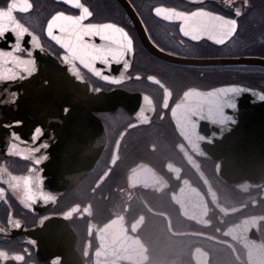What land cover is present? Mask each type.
I'll list each match as a JSON object with an SVG mask.
<instances>
[{
    "label": "flooded vegetation",
    "instance_id": "af4514ba",
    "mask_svg": "<svg viewBox=\"0 0 264 264\" xmlns=\"http://www.w3.org/2000/svg\"><path fill=\"white\" fill-rule=\"evenodd\" d=\"M10 2L0 0V8ZM29 2V13L14 15L45 51L33 52L32 77L0 82V264H264V180L225 179L218 164L226 155H202V133L178 107L189 88L236 84L264 92V66L165 60L145 45L127 7L166 53L264 58V0H233L231 6L225 0H81L93 12L85 23H116L133 37L131 79L122 85L108 84L79 64L83 80H77L61 62L64 50L47 36V24L57 12L79 10L61 0ZM157 6L201 7L236 19L237 32L223 46L206 38L192 42L178 22L154 15ZM30 40L24 38L27 50ZM180 40L183 49L173 46ZM12 43L9 33L0 50ZM202 79L216 84L202 86ZM113 91L133 97L127 106L105 108L102 95ZM37 127L44 131L39 141L33 140ZM13 133L30 150L27 158L7 154L11 143H20ZM232 135L230 140L220 132V142L236 144L239 134Z\"/></svg>",
    "mask_w": 264,
    "mask_h": 264
},
{
    "label": "snow or ice",
    "instance_id": "6c2138e0",
    "mask_svg": "<svg viewBox=\"0 0 264 264\" xmlns=\"http://www.w3.org/2000/svg\"><path fill=\"white\" fill-rule=\"evenodd\" d=\"M61 2L79 10V15H66L63 11L57 12L47 24V36L64 50V55L60 59L63 64L68 66L69 72L77 80L82 81L83 77L77 67L79 64L108 84L122 85L126 80L131 79L127 73L132 67L129 57L133 56L135 51L133 37L116 23H85L93 16V12L81 0H61ZM191 3L200 5L204 3V0H191ZM225 3L231 6L233 0H225ZM245 4H247V0H245ZM32 7L29 0H19V3L17 0H11L6 8H0V40H4L9 33L14 37V43L9 46L10 50H0V82L25 80L32 77L37 71L33 52L37 49L43 52L45 49L42 48L39 38L32 34L29 28L19 22L14 15L16 12L29 13ZM153 11L154 15L163 21L170 24L178 22L179 32L192 42H200L206 38L215 45L223 46L234 37L238 28L236 19L217 15L201 7H197L194 11H179L174 7L157 6ZM235 15L240 17L241 9L237 8ZM54 30H58L59 34H55ZM26 36L31 37V50L23 47ZM96 37H99L101 43H96ZM173 46L183 49L185 42L180 40ZM160 51L163 52L165 49L160 47ZM25 52L27 58L20 55ZM172 54L169 52V55ZM97 64L102 65L103 68L97 67ZM113 65L122 66L123 70L118 76L105 74L106 71L111 72ZM136 79L139 80L140 77L137 76ZM147 79L164 87L169 97L172 95V91L160 79L155 76H148ZM248 92H251L260 101H264V92L257 93L252 89L235 85L213 88L210 91L189 88L184 91L178 107L185 110H215L223 122L225 109H231L233 113H236L238 110L236 97ZM15 97L16 94L13 93V103ZM227 119L232 120L233 116H228ZM43 135V129L37 127L33 133V140L39 141ZM12 139L20 141V137L15 133L12 134ZM22 143L23 141L11 143L7 154H21L27 158L30 150L21 147ZM47 146L44 144L42 147L46 148Z\"/></svg>",
    "mask_w": 264,
    "mask_h": 264
},
{
    "label": "water",
    "instance_id": "95a60500",
    "mask_svg": "<svg viewBox=\"0 0 264 264\" xmlns=\"http://www.w3.org/2000/svg\"><path fill=\"white\" fill-rule=\"evenodd\" d=\"M130 13L141 33L145 45L155 55L179 64L184 65H256L264 66V58L259 56H240L236 58H215V59H197L186 58L169 53L162 52L150 40L141 20L133 13L132 8ZM132 61L133 56L129 57ZM122 71V66H114L111 71ZM242 85L229 84L220 85L213 88L226 86ZM210 89H198L200 91H210ZM260 93L261 90L246 87ZM133 96L125 91H113L102 95V100L105 102V108H113L118 105L127 106L126 101ZM238 110L233 113L231 109H225L224 120L221 122V117L215 110L207 109L187 110L185 113L189 115L190 121L194 123V131L199 135L202 133V155L219 158L221 155H226V160H221L218 164V170L225 179L232 183H242L245 180L251 182L264 180V101H260L251 92L243 93L236 97ZM180 110H184L179 107ZM184 117V111L181 112ZM228 116H233L232 120H228ZM186 121V120H185ZM96 122L98 120L96 119ZM220 132H223L227 138L234 139L232 135L237 132L239 135L238 142L233 144L230 141L220 142ZM97 160V157L95 161ZM94 161V162H95ZM92 166V163H91Z\"/></svg>",
    "mask_w": 264,
    "mask_h": 264
},
{
    "label": "trees",
    "instance_id": "16d2710c",
    "mask_svg": "<svg viewBox=\"0 0 264 264\" xmlns=\"http://www.w3.org/2000/svg\"><path fill=\"white\" fill-rule=\"evenodd\" d=\"M209 79V78H208ZM215 80H212V81H210V80H207V81H205V79H202V86H207L204 82H210L212 85H215L216 83L214 82Z\"/></svg>",
    "mask_w": 264,
    "mask_h": 264
}]
</instances>
